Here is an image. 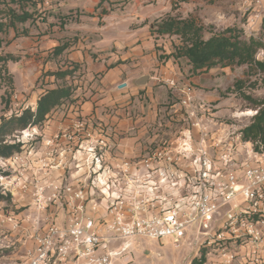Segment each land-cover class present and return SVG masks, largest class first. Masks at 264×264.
I'll use <instances>...</instances> for the list:
<instances>
[{"label":"built area","instance_id":"2783aa9c","mask_svg":"<svg viewBox=\"0 0 264 264\" xmlns=\"http://www.w3.org/2000/svg\"><path fill=\"white\" fill-rule=\"evenodd\" d=\"M168 83L176 85L174 79ZM183 92L187 120L198 129V137L185 135L186 141L174 149L160 146L145 160L147 173L132 172L129 162L121 172L111 171L104 164L107 140L87 132L88 144L73 154L77 164L83 163L85 176L74 181L41 179L44 169L53 166L44 159L39 167L32 165L33 147L26 146L37 128L21 131L17 140L24 149L0 158V167L10 172L0 175V184L5 194L13 195L16 186L30 190L37 211L32 215L34 247L25 260L0 264H113L141 241L187 239L205 248L207 256L217 253L220 264H233L240 245L251 248V263L264 264V147L257 150L243 138L241 129L247 124L221 121L215 102L190 87ZM14 104L6 116L22 111ZM78 126L87 130L84 121ZM174 152L189 159L185 171L176 170ZM152 156L159 164L154 169ZM28 171L32 180L25 177ZM51 206L68 210L64 223L53 215L42 216ZM3 223L13 229L21 224L12 213Z\"/></svg>","mask_w":264,"mask_h":264},{"label":"crops","instance_id":"0c3cea01","mask_svg":"<svg viewBox=\"0 0 264 264\" xmlns=\"http://www.w3.org/2000/svg\"><path fill=\"white\" fill-rule=\"evenodd\" d=\"M88 1L90 3L63 0L54 8L49 5L57 16L80 12L75 19L65 18L64 28L53 14L48 21L36 19L18 23L16 28L11 27L2 35L3 39L6 36L11 40L7 48L10 53L32 55L24 74H36L34 79H22L24 91L34 87L43 70L53 65L51 59L45 61L61 43L69 44L60 55L67 60L65 68L73 64H80L82 68L83 79L74 95L78 99L70 105L72 113L48 116L43 125L34 126L37 131L29 145L33 147L32 165L39 167L44 159L50 160L53 166L44 169L41 179L74 181L85 176L83 163L77 164L73 154L79 145L88 144L87 132L94 138L107 140L104 164L111 171L121 172L125 162H129L132 172L147 173L145 160L160 146L167 144L174 149L186 141L184 134L198 137V129L188 123L187 108L182 102L183 89L188 87L196 95L216 101L217 116L231 115L226 109L228 101L220 95L222 86L216 77L217 68L193 72L187 61L168 57L174 51V36L158 34L154 29L156 19L169 11V0H116L112 7L104 3L105 13L100 12V7L96 8L101 0ZM36 58H40L39 64ZM35 66H40L38 71L33 70ZM168 79H174L176 85H169ZM37 96L24 108L34 107ZM80 121L86 123L87 130L78 126ZM223 134L220 130L219 135ZM174 155L176 170L185 171L189 159L177 152ZM152 157L154 169L159 164ZM26 176L32 180L31 171ZM151 180L152 184L158 181L154 175ZM29 192V189L15 187L14 210H5L6 204L0 202V263H19L34 247L31 235L37 211ZM104 210L100 215H105ZM10 213L20 221L19 228L3 223L4 216ZM49 215L55 216L58 223H64L68 210L51 206L42 213L43 217ZM233 241L226 242L232 244ZM238 250L233 264H253L250 247L240 245ZM208 256L207 264H220L217 253Z\"/></svg>","mask_w":264,"mask_h":264},{"label":"rangeland","instance_id":"374dc122","mask_svg":"<svg viewBox=\"0 0 264 264\" xmlns=\"http://www.w3.org/2000/svg\"><path fill=\"white\" fill-rule=\"evenodd\" d=\"M39 1L41 6L37 7L35 17L41 21H48V18L55 14L53 8L63 0ZM46 1L48 4H46ZM87 2L90 3L88 0ZM116 2V0H103V2L100 1L96 8L100 7V12L105 13L107 12V9L104 7V3L110 4V7H112V3ZM169 3V11L156 19L155 30L158 22L168 16L195 19L199 24L205 26V38H209L213 34L221 32L227 27H231L234 28V31L240 33L244 39L250 40L253 38L261 42L256 57L259 60H264V0H169ZM49 5H52L53 8H48ZM0 6L3 7V4ZM103 10L106 11L104 12ZM95 11H97V9ZM76 14H80V12L76 13L72 11L70 14L61 16L55 14L54 17L61 23L59 25L64 28L65 18L75 19L77 18ZM168 38L170 39V37ZM173 38L174 39L172 40L175 51V45L180 44L181 40L177 36L175 37V35ZM4 41H7V43H4ZM10 43L11 40H8L5 36L0 42V56L10 54L7 49ZM65 43L67 42H64V44ZM60 45H63V43ZM11 54L17 57V61H0V123L2 117L6 116L5 113L14 107V103L18 102L20 104L18 108L19 110H22L26 103L30 104L31 101L34 100L33 96L38 95V99L43 90L56 88L63 84L72 85L77 90L83 79L82 68H72V66L75 65H70L65 68L67 60L60 57V55L52 56L51 53L45 62L51 59L50 61L53 62V65L49 66L46 70H43L39 80L35 82L34 87L30 88L28 91H24L22 79H34L36 74L35 72L24 74V67L28 65L27 62H32V55L18 53ZM181 60L186 61L184 58H181ZM40 61V58H36L37 64H39ZM39 67L40 66H35L33 70L38 71ZM69 67L72 68L70 70H73V73L64 79H57L54 75L48 73L60 69L65 70ZM214 68L218 69L216 77L220 79V86H222L220 95L228 101L226 109L231 114L226 118L216 116L229 125L250 124L258 112V108L255 106L253 100L264 101V73L250 68L247 64L241 66L218 65ZM16 94L19 95V98H15ZM74 95L49 116L54 114L66 116L72 113L70 105L74 104L78 99L74 97ZM212 101L216 103V101ZM248 111H251L252 114H244V112ZM43 123L41 125H43ZM194 140L196 139L194 138ZM31 143L32 140L30 143H27L28 145L26 147L31 145ZM0 202L6 204L4 205L5 210H14L12 207V200ZM201 254L197 243L190 239L184 240L181 243H175L169 240L160 242L156 240H144L135 244L134 247L124 253L118 260H115L113 264H191L192 260L195 257H200ZM208 257L209 256H207L205 264L208 262Z\"/></svg>","mask_w":264,"mask_h":264},{"label":"trees","instance_id":"16d2710c","mask_svg":"<svg viewBox=\"0 0 264 264\" xmlns=\"http://www.w3.org/2000/svg\"><path fill=\"white\" fill-rule=\"evenodd\" d=\"M39 0H0V42L2 35L9 28H16L18 23L28 20L35 21V12ZM103 2V0H101ZM31 8H34L32 11ZM104 12L106 10H103ZM155 30V29H154ZM158 34L177 36L181 43L175 45V51L168 57L174 56L176 59L184 58L190 64L193 72L208 70L218 65H249L250 68L264 73V60H259L256 53L261 42L251 38L244 39L234 28L227 27L221 32L205 38V26L199 24L193 18H179L168 16L158 22L155 30ZM69 44L56 46L52 56H59L64 53ZM13 60L17 57L13 54L0 56V61ZM75 69L81 68L80 64H73ZM71 67L65 70L48 72L57 79L66 78L73 73ZM72 85L63 84L56 88L43 90L34 107L28 106L22 109L19 114L2 117L0 123V158L8 159L15 153L24 149V143L17 140L21 131L40 126L48 116L57 108L71 99L75 93ZM251 99V98H250ZM258 112L253 121L241 129L243 138L252 141L255 149L264 147V101L253 100ZM10 172L0 167V175ZM12 194H5L0 184V201H11ZM201 256L195 257L191 264H205L207 261V251L201 248Z\"/></svg>","mask_w":264,"mask_h":264},{"label":"bare ground","instance_id":"6f19581e","mask_svg":"<svg viewBox=\"0 0 264 264\" xmlns=\"http://www.w3.org/2000/svg\"><path fill=\"white\" fill-rule=\"evenodd\" d=\"M244 114L248 115V114H252L251 111H248V112H244Z\"/></svg>","mask_w":264,"mask_h":264},{"label":"water","instance_id":"95a60500","mask_svg":"<svg viewBox=\"0 0 264 264\" xmlns=\"http://www.w3.org/2000/svg\"><path fill=\"white\" fill-rule=\"evenodd\" d=\"M124 85V84H123Z\"/></svg>","mask_w":264,"mask_h":264}]
</instances>
